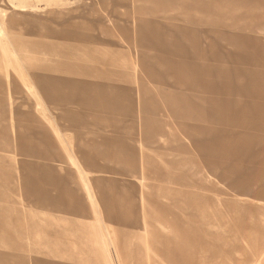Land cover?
I'll return each instance as SVG.
<instances>
[{
    "label": "rangeland",
    "instance_id": "374dc122",
    "mask_svg": "<svg viewBox=\"0 0 264 264\" xmlns=\"http://www.w3.org/2000/svg\"><path fill=\"white\" fill-rule=\"evenodd\" d=\"M0 27V264H264V0H0Z\"/></svg>",
    "mask_w": 264,
    "mask_h": 264
},
{
    "label": "bare ground",
    "instance_id": "6f19581e",
    "mask_svg": "<svg viewBox=\"0 0 264 264\" xmlns=\"http://www.w3.org/2000/svg\"><path fill=\"white\" fill-rule=\"evenodd\" d=\"M19 8V7H18ZM24 8V7H23ZM20 9H22V8H20ZM23 10V9H22ZM10 12V11H9ZM11 15V14H10ZM22 16V15H21ZM16 17V16H15ZM19 19V18H18ZM21 20V19H20ZM9 24V23H8ZM1 32L4 34V32H3V30H2V28L0 27V34H1ZM6 51V50H5ZM7 55V54H6ZM6 72V71H5ZM8 73V72H7ZM6 73V74H7ZM9 80H10V78H9ZM9 80H7V82L9 81ZM10 86V85H9ZM9 90H10V92H9V96H8V99H11V89L9 88ZM13 141H15V140H13ZM14 145H16V144H14ZM22 145H24V143L22 144ZM21 145V146H22ZM25 146V145H24ZM7 148V147H6ZM12 157V156H11ZM17 161V160H16ZM19 178V177H18ZM21 191V190H20ZM21 193V192H20ZM88 209V208H87ZM25 225H27V224H25ZM26 226H24V228H25ZM27 228V227H26ZM87 241H89V240H87ZM43 242V241H42ZM76 245H79L80 247H84L85 245H81L79 242H77V243H75ZM54 247H56V248H54L55 249V255H58V253L56 252L57 250H59V249H61V247L58 245H56V246H54ZM17 259V258H16ZM18 261V259L16 260V262Z\"/></svg>",
    "mask_w": 264,
    "mask_h": 264
},
{
    "label": "crops",
    "instance_id": "0c3cea01",
    "mask_svg": "<svg viewBox=\"0 0 264 264\" xmlns=\"http://www.w3.org/2000/svg\"><path fill=\"white\" fill-rule=\"evenodd\" d=\"M41 100V99H40Z\"/></svg>",
    "mask_w": 264,
    "mask_h": 264
}]
</instances>
